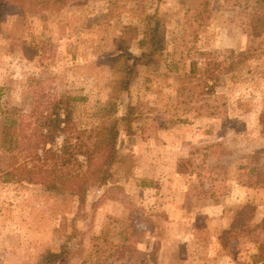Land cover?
<instances>
[{"label": "rangeland", "instance_id": "1", "mask_svg": "<svg viewBox=\"0 0 264 264\" xmlns=\"http://www.w3.org/2000/svg\"><path fill=\"white\" fill-rule=\"evenodd\" d=\"M209 2L194 44L244 50L236 1ZM197 7L196 0H70L47 12L0 0V130L3 112L27 115L33 96L76 97L75 121L88 130L99 128L108 104L117 117L137 106L132 134L118 141L124 161L108 185L88 192L83 215L76 197L0 175V264H252L250 237L236 231L225 247L220 235L245 204L255 208L252 222L264 217V56L223 76L216 96L191 99L183 81ZM155 12L166 39L158 68L138 67L129 91L118 92L114 61L140 54L145 16ZM28 45L40 48V59L24 58ZM201 101L219 105L221 115L197 116ZM9 164L0 148V170Z\"/></svg>", "mask_w": 264, "mask_h": 264}, {"label": "trees", "instance_id": "2", "mask_svg": "<svg viewBox=\"0 0 264 264\" xmlns=\"http://www.w3.org/2000/svg\"><path fill=\"white\" fill-rule=\"evenodd\" d=\"M26 5L31 11H60L70 0H14ZM160 3L162 0H155ZM198 7L190 16L189 24L196 25L191 37L192 46L186 50L188 72L183 87L192 94L191 99L216 96L223 76L234 75L254 58L263 57L264 49L257 44L264 41V0H234L239 15L245 21L247 46L244 50L226 49L211 52L198 48L197 28L205 26L209 20V0H196ZM155 12L145 16V29L139 41V55L118 56L115 82L118 92H128L134 74L140 66L154 67L159 64V56L166 47L164 33L159 25L152 22ZM157 19V18H156ZM193 29V26H191ZM38 46H25L22 50L27 60L41 58ZM33 96L28 114L22 109L5 110L4 123L0 130V148L8 156L7 170H0L5 181L40 186L49 192L71 195L77 198L79 214L83 215L86 197L91 189L108 185L114 178V167L122 160L118 156V141L121 132L131 135L136 120L137 106L129 103L125 114L117 117L114 104H108L102 111L101 125L96 130L80 129L75 121L76 97L69 95ZM220 106L199 102L195 113L218 117ZM0 117L1 114H0ZM26 118V119H25ZM28 119V121H27ZM63 134L62 144L55 147L58 135ZM253 205H243L237 211L231 225L222 231L220 242L229 247L230 236L236 231L243 232L257 245V254L252 256V264H258L264 257V217L252 222Z\"/></svg>", "mask_w": 264, "mask_h": 264}]
</instances>
